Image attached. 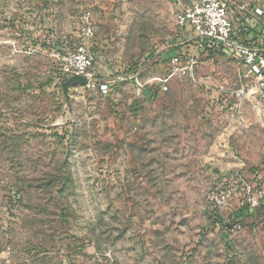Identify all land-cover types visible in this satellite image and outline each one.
I'll return each mask as SVG.
<instances>
[{"label": "rangeland", "instance_id": "1", "mask_svg": "<svg viewBox=\"0 0 264 264\" xmlns=\"http://www.w3.org/2000/svg\"><path fill=\"white\" fill-rule=\"evenodd\" d=\"M84 10L105 42L100 79L167 63L165 51L187 43L172 0H0V43L28 38L58 63L55 48L83 42ZM244 72L204 51L162 91L125 79L106 95L70 85L65 96L60 79L0 92V264H264V203L208 208L234 176L264 192V91ZM139 110L150 131L134 129Z\"/></svg>", "mask_w": 264, "mask_h": 264}, {"label": "built area", "instance_id": "2", "mask_svg": "<svg viewBox=\"0 0 264 264\" xmlns=\"http://www.w3.org/2000/svg\"><path fill=\"white\" fill-rule=\"evenodd\" d=\"M172 1L176 7V24L188 31L187 37L184 38L190 43L189 48L183 53L170 56L165 71L159 76L143 82L132 73L124 79L132 81L139 89L150 82L159 84L161 91L166 90L169 79L187 77L194 73L200 53L223 52L245 69L242 75L245 79L254 80L257 87L264 91V46L249 44L240 37L229 14V7L235 3L234 0ZM252 12L257 17L264 16V6L253 7ZM79 26L82 44L76 47L55 48L52 55L58 62L60 73L64 78L73 75L82 76L86 79V83L80 86L81 88L106 95L110 92L113 81H103L98 78L94 70L93 56L85 46L86 42H90L95 35L90 10L81 13ZM233 199L241 200L249 211H254L264 201V192L255 183L234 176L210 191L208 208L214 211L222 209ZM216 223L219 225L218 222ZM221 224L223 226V223Z\"/></svg>", "mask_w": 264, "mask_h": 264}, {"label": "crops", "instance_id": "3", "mask_svg": "<svg viewBox=\"0 0 264 264\" xmlns=\"http://www.w3.org/2000/svg\"><path fill=\"white\" fill-rule=\"evenodd\" d=\"M234 2L235 3L229 7V14L233 19L237 30L239 31L240 37L249 44L264 46V16L257 17L252 12L253 7H263L264 5L257 3L249 4L246 2L239 3L240 1L237 3L236 0H234ZM240 6L242 8H240ZM52 7L54 8L53 4ZM43 8L39 15V31L42 30L45 24H47L48 20L46 10ZM94 18V20H96V24L93 22L95 31L96 26H99L98 15H94ZM9 39L10 38H3V43H0V92L5 94L10 91L13 92L14 90H31L32 92H38L45 86L56 84V80L60 82L61 79L62 82L66 79L61 75L57 63L48 62L49 59L45 54L46 50L42 45L38 44L36 41H29L28 38H18L17 40L14 39L15 41ZM89 43L90 52L93 55L95 63L94 70L96 69V74L103 78L108 75L107 67L104 65L105 55L103 54V45L105 42L103 40L100 41L99 39L93 38ZM173 44L176 45L175 49L171 48L170 50H166V55L163 56L162 60H168L169 57L175 53H183L189 48L190 43H185L183 45L182 35L181 38ZM167 64L168 63H147L143 70H141L142 68H139L133 73H135L137 76H141L143 75V72L144 74L147 72L146 74H149L150 76L152 75L151 77L159 76L162 74L159 73V71L164 72ZM156 71L159 73L158 75H156ZM127 75L129 74L126 73V76ZM149 75L147 77H149ZM124 77H112L114 78V81L111 84H116L118 86L127 82L125 81ZM100 80L104 81V79ZM128 83H130V81H128ZM142 95L145 97L150 95V93L148 90L144 89ZM130 113H134V118L138 122L135 124L134 129H139L138 131L142 132H145L144 130L150 131V129H152L153 125H149L147 122V124L144 123V121H146L143 119L146 114L145 110H139L133 113L130 111ZM165 141L168 140L165 139Z\"/></svg>", "mask_w": 264, "mask_h": 264}, {"label": "water", "instance_id": "4", "mask_svg": "<svg viewBox=\"0 0 264 264\" xmlns=\"http://www.w3.org/2000/svg\"><path fill=\"white\" fill-rule=\"evenodd\" d=\"M86 83V79L82 76H78V75H73V76H70L68 78H66L62 85H61V88H62V91H63V94L65 96H67L68 94V88L70 85H84Z\"/></svg>", "mask_w": 264, "mask_h": 264}, {"label": "trees", "instance_id": "5", "mask_svg": "<svg viewBox=\"0 0 264 264\" xmlns=\"http://www.w3.org/2000/svg\"><path fill=\"white\" fill-rule=\"evenodd\" d=\"M90 45L87 47V49L90 51ZM264 206V205H263ZM210 211H214V210H212V209H209ZM214 218H216V214H215V217ZM216 220V219H215Z\"/></svg>", "mask_w": 264, "mask_h": 264}]
</instances>
